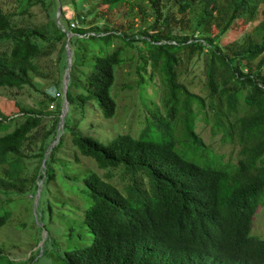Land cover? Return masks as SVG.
Returning <instances> with one entry per match:
<instances>
[{"label":"trees","instance_id":"trees-1","mask_svg":"<svg viewBox=\"0 0 264 264\" xmlns=\"http://www.w3.org/2000/svg\"><path fill=\"white\" fill-rule=\"evenodd\" d=\"M64 1L61 13L73 5L79 27L63 16L56 24L55 0H0V90L28 87L45 97L38 109L17 103L21 116L0 117V228L11 218L12 203L41 179L27 174V164L36 160V171L59 135L68 45L64 130L69 111L88 104L113 117L110 91L124 62L135 63L139 81L148 66L160 72L165 90L158 110L165 117L161 111L152 128L129 130L136 137L120 134L106 144L69 126L73 145L100 172L85 177L90 203L83 219L92 240L65 250L59 264H264V238L252 234L264 208V0ZM122 4L151 11L153 23L131 34L106 24L83 28L88 17ZM31 8L45 22L13 19L31 17ZM233 28H241L240 38L223 46ZM95 39L102 41L98 49L84 45ZM198 62L194 92L195 78L188 81L187 74ZM53 112L58 115L48 120L46 136L33 142L37 152L24 154ZM197 122L222 145L238 148L234 162L211 151Z\"/></svg>","mask_w":264,"mask_h":264},{"label":"rangeland","instance_id":"rangeland-1","mask_svg":"<svg viewBox=\"0 0 264 264\" xmlns=\"http://www.w3.org/2000/svg\"><path fill=\"white\" fill-rule=\"evenodd\" d=\"M55 11L60 5L55 0ZM64 1V0H63ZM6 2V0H5ZM68 2V0H66ZM65 3V1H64ZM68 4V3H67ZM61 6V5H60ZM7 10L8 6H4ZM14 10L12 5L11 11ZM10 11V10H8ZM147 15L141 12L137 5L133 8L122 4L107 12H100L94 19L88 17L83 28L85 30L93 26L108 25L113 30L128 34L139 33L140 29L147 28L153 23L151 11ZM31 17L13 18L20 23L41 24L45 22L44 14L38 8H31ZM61 16L67 19L71 28H77L78 23L74 19L75 8L69 4L62 9ZM56 20V15H55ZM241 28H233L229 31L227 39L222 42L223 46H232L240 38ZM102 41L95 39L84 43V45L100 46ZM134 59L137 55L134 54ZM196 56L191 60V64ZM135 63H121L115 68V81L111 87V96L116 102V111L113 117L105 118L96 106L87 105L86 108L71 109L67 116V125L60 129L59 135L50 142L49 149L53 148L62 136V140L56 147L55 152L48 161L49 149L45 152L43 162L36 169L37 161L33 160L27 164V174H33L40 181L31 184L26 191L12 203V215L10 220L0 228V264H59L58 257L67 249L81 247L92 240V235L85 228L84 213L90 203L86 195L85 177L99 173L93 159L84 157L73 145L69 138V126H78V130L93 137L99 142L106 144L120 134H137L140 128L146 125L153 127L150 121L160 118L158 106L161 95L164 93L162 76L158 70L150 66L141 71V78L135 74ZM187 80L193 79L194 92L199 91L198 77L200 63L196 67L191 65L188 68ZM64 75V74H63ZM75 81V78L73 77ZM77 91H74L76 93ZM45 97L25 87L21 90H0V117L15 118L21 116L17 103L20 106L38 109V104ZM63 97H60L57 104L62 108ZM52 107V106H51ZM45 114V113H44ZM52 116L43 117V128L34 131L33 137L25 145L24 154L37 152L33 142H37L40 136H46L45 130L50 126L48 120L57 117L58 113L53 112ZM163 114V111H162ZM61 114H59L60 119ZM165 117V113L162 115ZM60 124V122L58 123ZM156 130V128H153ZM132 132H130V131ZM46 132V133H45ZM196 132L200 134L205 144L209 145L211 151L222 156V160H236L238 148L219 141V136H212L208 127H201L196 123ZM37 140V141H36ZM55 140V141H54ZM49 174L46 175V165ZM44 164V165H43ZM35 181V182H36ZM258 211V210H257ZM252 234L264 238V208L253 219Z\"/></svg>","mask_w":264,"mask_h":264},{"label":"water","instance_id":"water-1","mask_svg":"<svg viewBox=\"0 0 264 264\" xmlns=\"http://www.w3.org/2000/svg\"><path fill=\"white\" fill-rule=\"evenodd\" d=\"M58 2V0H57ZM60 18H61V7L60 5H58V9H57V12H56V24L57 25H61V22H60ZM63 31H65L63 29ZM71 37V34L67 33V40H69V38ZM66 51H67V67L65 69V72H64V75H63V85H62V91H63V105H62V108H61V116H60V124H59V127L61 130H63V124H64V116L65 114L67 113V110H68V102L66 100V92H67V88H68V82H69V73H70V70H71V59H72V53H71V50L69 48L68 45H66Z\"/></svg>","mask_w":264,"mask_h":264}]
</instances>
